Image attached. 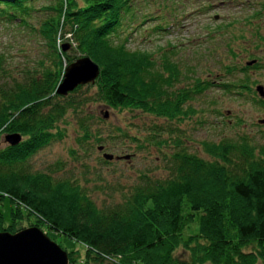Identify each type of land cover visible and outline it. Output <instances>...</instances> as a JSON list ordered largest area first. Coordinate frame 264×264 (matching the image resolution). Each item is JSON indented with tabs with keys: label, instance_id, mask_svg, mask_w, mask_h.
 <instances>
[{
	"label": "trees",
	"instance_id": "16d2710c",
	"mask_svg": "<svg viewBox=\"0 0 264 264\" xmlns=\"http://www.w3.org/2000/svg\"><path fill=\"white\" fill-rule=\"evenodd\" d=\"M34 1L0 0V19L26 25ZM80 1L81 6L54 0L43 8L52 12L38 27L50 65L0 85V136L21 137L16 146L0 149V205L8 202L7 224L0 211V232L16 233L22 205L26 216L34 217L29 226H44L83 247L82 255L66 252L68 264H264V147L245 138L201 142L206 160L176 141L173 153L163 156L164 178L143 176L119 203L104 208H97L75 181L28 170L30 156L61 138L56 124L67 112L102 104L179 122L193 114L187 105L193 96L211 87L195 80L190 88L175 89L180 77L175 63L166 57L156 63L149 53L128 51L124 42L112 40L129 0ZM62 44L75 56L61 52ZM83 57L97 66V78L65 97L56 95L64 68ZM4 65L0 55V77ZM247 84L245 78L222 89L237 86L255 93ZM258 104L264 100L258 98ZM78 129L81 141L93 137L88 126L78 123Z\"/></svg>",
	"mask_w": 264,
	"mask_h": 264
},
{
	"label": "rangeland",
	"instance_id": "374dc122",
	"mask_svg": "<svg viewBox=\"0 0 264 264\" xmlns=\"http://www.w3.org/2000/svg\"><path fill=\"white\" fill-rule=\"evenodd\" d=\"M75 2L81 6L80 0ZM53 4L54 0L34 1L26 25L0 19V55L5 61L0 85L21 81L50 65L52 59L38 27L52 15L43 8ZM115 30L112 40L124 42L128 51L147 52L156 63L162 57L175 63L180 71L175 89L190 88L195 80L209 82L211 87L193 96L187 103L193 114L179 122L114 111L102 104L67 112L56 124L61 138H53L27 160L30 172H50L54 179L73 180L97 208H104L119 203L141 177L164 178L163 156L173 153L176 141L204 160L201 142L245 138L255 148L264 147V105L258 104L257 95L237 86L222 89L223 84L238 85L247 78L252 92L255 86L264 90V0H129ZM66 53L75 56L70 46ZM250 61H255L257 68L249 66L242 72ZM78 123L88 126L93 137L81 141ZM94 137L102 141L94 144ZM6 145L4 135L0 136V149ZM99 146L101 151L96 149ZM103 153L129 159L102 164ZM21 208L15 232L35 227L29 226L34 217H27V209ZM7 210L5 200L0 205L5 224ZM37 229L63 251L82 255L80 244L44 226ZM177 255L186 259L180 251Z\"/></svg>",
	"mask_w": 264,
	"mask_h": 264
},
{
	"label": "water",
	"instance_id": "95a60500",
	"mask_svg": "<svg viewBox=\"0 0 264 264\" xmlns=\"http://www.w3.org/2000/svg\"><path fill=\"white\" fill-rule=\"evenodd\" d=\"M68 49V44L61 45V52L64 53ZM254 63L255 61H250L245 66L249 67ZM97 75L98 68L95 64L86 57L79 58L64 68L55 94L64 97L77 86L92 84ZM254 92L260 100H264L263 87L255 86ZM106 116L107 114L104 113L103 119ZM20 141L19 134L4 135L7 146H16ZM96 149L101 151L102 147L99 146ZM101 158L108 162L119 159L128 160L129 156L113 157L103 153ZM0 264H68V261L66 252L57 244L49 240L39 229L28 227L13 234L0 232Z\"/></svg>",
	"mask_w": 264,
	"mask_h": 264
},
{
	"label": "built area",
	"instance_id": "2783aa9c",
	"mask_svg": "<svg viewBox=\"0 0 264 264\" xmlns=\"http://www.w3.org/2000/svg\"><path fill=\"white\" fill-rule=\"evenodd\" d=\"M65 38H69V35H66Z\"/></svg>",
	"mask_w": 264,
	"mask_h": 264
}]
</instances>
